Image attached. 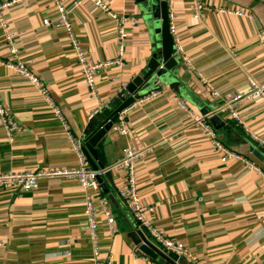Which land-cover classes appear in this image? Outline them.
<instances>
[{"label":"crops","instance_id":"0c3cea01","mask_svg":"<svg viewBox=\"0 0 264 264\" xmlns=\"http://www.w3.org/2000/svg\"><path fill=\"white\" fill-rule=\"evenodd\" d=\"M75 1L66 0V7L79 44L93 61L116 57L115 22L94 1L77 6ZM102 1L136 18L127 26L124 66L107 68L96 79L107 108L146 69L155 42L135 0ZM194 1L173 0L180 42L191 63L180 58L188 96L177 95L166 84L149 85L141 96L162 92L129 110L128 133L110 131V141L98 149L99 160L110 168L118 165L125 149L146 150L136 163L138 193L153 207L156 227L197 255L198 261L185 260L188 264H264V159L252 138L264 142V97L238 105L244 126L220 117L225 125L217 128L209 117L230 96L247 92L249 78L264 84V47L258 36L264 28V4L204 0L205 17L198 20ZM220 9H242L251 16ZM2 16L19 51L17 59L30 62L73 138L83 142L106 116L102 111L89 118L98 102L85 82L68 32L55 24L59 14L54 1L26 0L5 9ZM8 56L0 21V104L22 125L11 142L0 124V174L77 168L79 155L62 121L35 85L5 65ZM180 100L193 114L205 117L226 147L256 163L260 171L243 160L222 162L208 131L194 122ZM112 174L114 185L105 176L109 192H102L117 232L110 235L100 213L102 256L112 254L113 264H162L141 252L130 237L132 231L143 229L117 193L123 170L116 166ZM89 192L68 176L44 177L29 191L0 188V264H93L85 217Z\"/></svg>","mask_w":264,"mask_h":264},{"label":"built area","instance_id":"2783aa9c","mask_svg":"<svg viewBox=\"0 0 264 264\" xmlns=\"http://www.w3.org/2000/svg\"><path fill=\"white\" fill-rule=\"evenodd\" d=\"M26 0H0V21L1 26L5 33V38L9 46V56L5 61V65L12 71L20 74L30 83L35 85L41 92V94L46 98V100L52 105V109L56 117L62 121L65 130L68 132L69 137L72 139L73 148L78 153L80 163L75 169H65V170H52V169H41L37 171H20L0 174V188L6 187H17L20 191L34 190L38 187L39 180L44 177H54V176H68L75 178L86 191H90L86 198V209L85 217L86 224L89 231V240L92 243L93 249V264H113L114 257L112 254L107 256H102L101 246L99 243V226L100 221L98 220V215L102 213L105 216L106 225L109 228L110 235L113 236L117 232V225L115 217L109 207L108 201L105 198L101 185L99 183V178H104L107 172L114 169L116 166L123 170V176H121L119 183L117 184V193L125 204V206L131 211L139 225L144 229L150 236L149 241L159 247L161 250L167 253H175L182 260L194 263L198 261L197 255L192 253L189 248L180 241H176L168 237L165 232L154 224L151 219V214L154 209L152 206H148L143 203L137 188L136 180V163L138 159L146 152V150L138 151L136 149L127 148L123 152V158L118 163V165L110 168H103L95 170L90 167V164L82 151V142L73 138L69 126L63 116L60 108L54 103L53 99L50 97L46 87L42 83L41 79L34 74L30 69V62L18 60V49L14 44L13 35L11 34L7 23L3 19V11L15 4L24 2ZM55 7L58 11V19L56 21L57 26H62L68 32V35L73 44L77 63L81 72L83 73L85 82L87 83L91 93L95 96L98 104L97 107L90 113L89 118L93 119L99 115L106 107L105 103L101 100L98 93L97 87V76L98 74L110 67L121 68L125 64L126 59V43L128 40V24L136 23V18L133 16H128L125 14H119L112 10L107 4L102 0H92L96 5L105 13H107L111 19L115 22L117 26V42L118 51L116 57L108 59L106 61H93L89 54L82 48L79 44L77 36L73 29V23L69 17L70 11L66 7V0H53ZM85 0H76L75 6L80 5ZM264 4V0H256ZM168 7V21H169V31L173 37L176 51L179 53L180 57L184 60L186 64L191 66L190 61L184 54L180 38L178 35V30L176 26L175 13L173 10V0H166ZM206 5L204 0H195L192 7L194 18L202 20L205 17ZM221 12L232 13L238 16L248 15L246 11L242 9L228 10L220 9ZM259 38L262 40V45L264 47V28H261L258 33ZM208 88L211 90L212 95L217 96L218 94L212 89V87L203 79ZM250 88L245 93H237L230 96L224 105L215 113V115H210L212 118L214 116H220L226 121L236 122L238 125L244 126V123L238 113L237 107L244 100H255L264 97V84L258 83L255 80L249 78ZM162 91L160 89L149 92L146 95L139 96L130 105L125 107L118 114L117 120L113 123L111 131L117 134H127L128 133V122L127 114L134 106L139 105L147 100L157 97ZM180 106L187 112H189L194 119L196 124L201 125L208 131L209 136L215 146V148L222 154L221 161L227 162L232 159L243 160L252 168L260 171V167L247 159H245L238 152L226 147L222 141L217 136L214 129L206 122V119L202 115L193 114L190 110L188 104L184 100L179 101ZM0 124L6 131L9 141L13 142L15 133L22 129V125L13 117L9 110H7L2 104H0ZM256 145L261 149H264V142L252 137ZM3 243H0V246ZM149 246L148 243H145Z\"/></svg>","mask_w":264,"mask_h":264},{"label":"water","instance_id":"95a60500","mask_svg":"<svg viewBox=\"0 0 264 264\" xmlns=\"http://www.w3.org/2000/svg\"><path fill=\"white\" fill-rule=\"evenodd\" d=\"M140 6L145 23L150 29L155 42V51L148 62L146 69L132 82L122 89L110 105L103 110L106 120L97 122V126L84 138L82 151L91 167L95 170L106 168L99 160L98 149L110 141L108 136L118 114L130 105L141 93L148 89L149 85L166 84L177 95L187 97L189 90L184 82L182 74L183 66L180 63V55L176 51L173 37L169 31L168 7L166 0H135ZM185 71V70H183ZM112 117V118H109ZM211 123L217 127H224L225 121L220 116L211 118ZM105 139V140H104ZM104 140V141H103ZM264 159V149H260ZM264 163V160H263ZM106 177L114 185L113 174L107 172ZM99 183L105 194L109 189L104 183V178H99ZM144 230V229H143ZM132 231L130 237L144 254L159 259L162 264H188L175 253H167L149 241V234L144 230ZM143 231V232H142ZM148 243L149 246H146Z\"/></svg>","mask_w":264,"mask_h":264},{"label":"trees","instance_id":"16d2710c","mask_svg":"<svg viewBox=\"0 0 264 264\" xmlns=\"http://www.w3.org/2000/svg\"><path fill=\"white\" fill-rule=\"evenodd\" d=\"M109 118H112V117H109Z\"/></svg>","mask_w":264,"mask_h":264}]
</instances>
